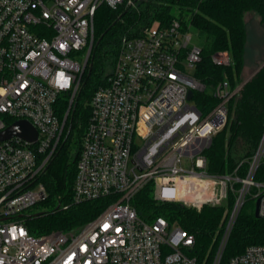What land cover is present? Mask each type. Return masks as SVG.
Listing matches in <instances>:
<instances>
[{"label": "built area", "instance_id": "built-area-1", "mask_svg": "<svg viewBox=\"0 0 264 264\" xmlns=\"http://www.w3.org/2000/svg\"><path fill=\"white\" fill-rule=\"evenodd\" d=\"M132 3L0 0V132L27 120L38 133L34 142L0 140V264H205L190 254L194 234L163 216L151 222L139 216L131 202L150 182L157 200L198 209L226 204L235 194L213 264H220L249 197L260 200L264 217V181L254 179L264 135L244 178L208 172L205 150L225 127L227 103L240 87L231 91L221 81L215 88L219 103L202 114L188 98L190 90L205 89L194 74L202 46L191 25L174 18L123 38L106 83L92 97L73 202L110 197L108 206L76 232L33 234L25 225L24 214L48 196L39 178L61 145L91 54L97 10ZM213 60L232 63L228 52ZM65 93L70 102L62 120L58 102ZM229 264H264V245H249Z\"/></svg>", "mask_w": 264, "mask_h": 264}, {"label": "trees", "instance_id": "trees-1", "mask_svg": "<svg viewBox=\"0 0 264 264\" xmlns=\"http://www.w3.org/2000/svg\"><path fill=\"white\" fill-rule=\"evenodd\" d=\"M255 13L264 29V0H133L132 4L117 8L101 5L95 16L93 48L65 121L61 145L39 178L48 192L38 203L44 210L23 216L29 231L33 234L79 231L110 203V197L73 202L77 159L91 114V100L95 91L106 83L123 38L140 35L155 21L166 26L179 18L184 27L191 25L196 31L203 51L194 74L205 89L195 91L193 102L202 114L209 113L219 103L215 88L221 81L227 80L231 91L241 86L227 103L225 127L213 137L205 155L208 172L244 178L264 135V65L245 82L264 60L259 57L254 69H248L250 73L246 74L247 17ZM218 52H228L232 63L216 64L213 55ZM69 102L70 94L60 96L58 114L62 120ZM254 179L264 181V155ZM234 187L240 188L241 183L236 182ZM153 191L154 183L150 182L133 197L131 203L139 216L149 222L163 216L170 223L180 224L196 238L190 254L205 264H213L235 194L230 192L227 205L205 204L198 209L180 202H161ZM255 206L256 199L252 197L242 206L220 264H229L231 257L244 252L249 245H264V217L255 216Z\"/></svg>", "mask_w": 264, "mask_h": 264}, {"label": "rangeland", "instance_id": "rangeland-1", "mask_svg": "<svg viewBox=\"0 0 264 264\" xmlns=\"http://www.w3.org/2000/svg\"><path fill=\"white\" fill-rule=\"evenodd\" d=\"M259 19H260V17L257 13L253 14V16L249 15L247 17V21H249L247 63H246V69H245L247 75L250 73L248 69H250V70L254 69L253 67H255V64L257 63L256 61L258 59H260V58H261L260 60L264 59V29L260 25ZM191 31H192L194 40L199 43V37H198L196 31L194 29H192ZM92 48H93V45H92ZM263 63H264V60L261 62L259 67ZM253 73L249 74L247 79ZM192 102H193V100H192ZM226 205H227V203H226ZM41 210H44L43 205L37 203L36 205L32 206L31 209H29L26 213L33 214V213H37Z\"/></svg>", "mask_w": 264, "mask_h": 264}, {"label": "water", "instance_id": "water-1", "mask_svg": "<svg viewBox=\"0 0 264 264\" xmlns=\"http://www.w3.org/2000/svg\"><path fill=\"white\" fill-rule=\"evenodd\" d=\"M263 65L264 63L245 82H247ZM193 95H194L193 90H190L188 93V98L192 99ZM14 136H19L29 142H34L37 140L38 133L37 130L29 121L17 120L12 124H10L5 130L0 132V140L12 138ZM259 208H260V200L258 199L255 206L256 217H261L259 213Z\"/></svg>", "mask_w": 264, "mask_h": 264}, {"label": "bare ground", "instance_id": "bare-ground-1", "mask_svg": "<svg viewBox=\"0 0 264 264\" xmlns=\"http://www.w3.org/2000/svg\"><path fill=\"white\" fill-rule=\"evenodd\" d=\"M182 187V186H181ZM180 187V188H181ZM180 192H182V195H185L186 193H185V191H184V189H183V187L180 189Z\"/></svg>", "mask_w": 264, "mask_h": 264}, {"label": "crops", "instance_id": "crops-1", "mask_svg": "<svg viewBox=\"0 0 264 264\" xmlns=\"http://www.w3.org/2000/svg\"><path fill=\"white\" fill-rule=\"evenodd\" d=\"M251 16H253V15H251Z\"/></svg>", "mask_w": 264, "mask_h": 264}]
</instances>
